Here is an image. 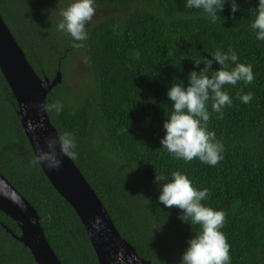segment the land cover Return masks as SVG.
Here are the masks:
<instances>
[{
    "label": "trees",
    "instance_id": "1",
    "mask_svg": "<svg viewBox=\"0 0 264 264\" xmlns=\"http://www.w3.org/2000/svg\"><path fill=\"white\" fill-rule=\"evenodd\" d=\"M73 0H0V14L42 78L63 81L48 96L47 113L58 134H74L72 159L107 209L119 234L151 264H180L187 241L199 225L182 222V210L159 203L155 175L171 181L185 174L197 190L208 189L202 203L225 213L220 229L230 245V264H264V41L251 23L258 0H226L215 23L187 0H94L95 15L86 26L84 47L57 31L61 10ZM229 49L238 62L251 64L254 80L226 85L232 99L223 119L212 112L208 130L224 147L215 166L199 159L185 162L160 143L170 114L167 91L188 86L198 56L211 59ZM77 56L87 72L76 74ZM235 67L230 64L229 69ZM219 65L213 63L212 71ZM211 75V73H209ZM73 81V82H72ZM72 82V85H71ZM251 92L245 104L237 93ZM12 90L0 70V174L39 214L46 238L62 264H99L74 209L52 186L30 146ZM17 224L0 212V264H36Z\"/></svg>",
    "mask_w": 264,
    "mask_h": 264
},
{
    "label": "clouds",
    "instance_id": "2",
    "mask_svg": "<svg viewBox=\"0 0 264 264\" xmlns=\"http://www.w3.org/2000/svg\"><path fill=\"white\" fill-rule=\"evenodd\" d=\"M230 2L231 13L239 11L236 0ZM226 0H187L185 7L188 9L202 10L213 23L221 19L218 13L223 11ZM256 15L251 23V28L256 32V39L264 41V0H258ZM62 18L57 24V31L69 35L72 47H84L88 39L86 26L95 15L94 0H73L61 10ZM194 67L204 65L199 72L192 71L188 76V86L182 82L174 83L167 91V97L172 104L170 114L163 123L165 131L160 143L171 155L185 162L199 159L201 163L215 166L222 160L223 144L216 139L215 133L208 130L211 113L208 110L211 102L212 112L218 113V119H223V109L231 106L232 99L224 91L226 85L236 86L238 82L245 85L251 84L254 74L251 64L238 62V55L232 49L227 52L217 49L211 59L198 56L194 60ZM219 65L218 70L212 71V65ZM235 67L229 69V65ZM211 73V75H209ZM243 89L237 93L238 98L245 104L253 98L251 92L242 94ZM55 109L57 113L62 110V105L47 106V110ZM42 127L41 124L29 125L30 131ZM46 149H40L35 154L33 164L43 165L49 170L59 171L61 156L76 159L77 153L74 134L64 132L55 138H46ZM59 145V154L57 153ZM171 181L164 175H155L154 183L159 185V203L167 208L176 207L182 210L178 217L182 222L190 225H199L200 231L194 238L187 241L188 247L181 256L180 264H230V245L226 236L220 229L225 223V213L205 206L209 192L208 189L197 190L190 179L180 171L171 173ZM102 221L96 217L92 221V228L100 231ZM118 264H125L124 250L116 254Z\"/></svg>",
    "mask_w": 264,
    "mask_h": 264
},
{
    "label": "water",
    "instance_id": "3",
    "mask_svg": "<svg viewBox=\"0 0 264 264\" xmlns=\"http://www.w3.org/2000/svg\"><path fill=\"white\" fill-rule=\"evenodd\" d=\"M0 70L9 84L18 104V116L34 155L46 149V138L59 136L47 113V98L62 83L58 71L54 79H42L33 69L11 30L0 14ZM41 124L35 131L29 125ZM59 154V145L57 144ZM59 171L40 165L55 190L74 209L94 248L99 264H118L115 257L124 250L125 264H151L137 253L136 248L118 232L107 209L72 159L61 156ZM0 212L11 218L21 235H15L33 256L36 264H62L50 246L40 217L30 202L21 195L10 181L0 174ZM99 217L100 231L92 228V221Z\"/></svg>",
    "mask_w": 264,
    "mask_h": 264
},
{
    "label": "rangeland",
    "instance_id": "4",
    "mask_svg": "<svg viewBox=\"0 0 264 264\" xmlns=\"http://www.w3.org/2000/svg\"><path fill=\"white\" fill-rule=\"evenodd\" d=\"M75 60H76V72H77L76 74H79L80 72H83V73L87 72V68L83 65V59L81 58V56H77ZM72 82H71V85H72Z\"/></svg>",
    "mask_w": 264,
    "mask_h": 264
}]
</instances>
